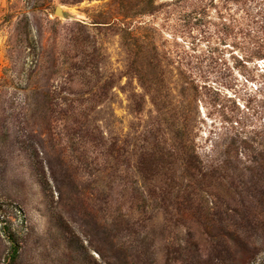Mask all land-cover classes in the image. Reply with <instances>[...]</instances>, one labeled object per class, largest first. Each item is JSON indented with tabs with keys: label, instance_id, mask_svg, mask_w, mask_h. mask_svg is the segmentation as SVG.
Here are the masks:
<instances>
[{
	"label": "rangeland",
	"instance_id": "rangeland-1",
	"mask_svg": "<svg viewBox=\"0 0 264 264\" xmlns=\"http://www.w3.org/2000/svg\"><path fill=\"white\" fill-rule=\"evenodd\" d=\"M0 264H264V0H0Z\"/></svg>",
	"mask_w": 264,
	"mask_h": 264
},
{
	"label": "water",
	"instance_id": "water-1",
	"mask_svg": "<svg viewBox=\"0 0 264 264\" xmlns=\"http://www.w3.org/2000/svg\"><path fill=\"white\" fill-rule=\"evenodd\" d=\"M56 11H60V8H56Z\"/></svg>",
	"mask_w": 264,
	"mask_h": 264
}]
</instances>
